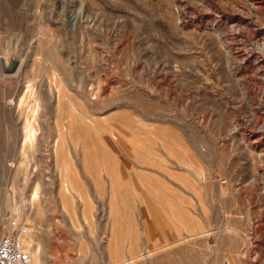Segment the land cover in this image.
<instances>
[{
  "label": "rangeland",
  "instance_id": "obj_1",
  "mask_svg": "<svg viewBox=\"0 0 264 264\" xmlns=\"http://www.w3.org/2000/svg\"><path fill=\"white\" fill-rule=\"evenodd\" d=\"M261 2L0 0V232L38 264H264Z\"/></svg>",
  "mask_w": 264,
  "mask_h": 264
},
{
  "label": "built area",
  "instance_id": "obj_2",
  "mask_svg": "<svg viewBox=\"0 0 264 264\" xmlns=\"http://www.w3.org/2000/svg\"><path fill=\"white\" fill-rule=\"evenodd\" d=\"M27 226H21L16 232H0V264H30V254L23 237Z\"/></svg>",
  "mask_w": 264,
  "mask_h": 264
},
{
  "label": "bare ground",
  "instance_id": "obj_3",
  "mask_svg": "<svg viewBox=\"0 0 264 264\" xmlns=\"http://www.w3.org/2000/svg\"><path fill=\"white\" fill-rule=\"evenodd\" d=\"M262 1V0H261ZM264 4V2H261V6ZM260 6V5H259ZM262 8V7H261ZM38 193V192H37ZM37 193H35L34 195L36 196L37 195ZM29 233V228L27 227V232L25 233V235H27ZM24 238V237H23ZM24 240V239H23ZM26 241L24 240V243H25ZM30 254V253H29ZM32 258H34V257H31V255H30V264H37V262H36V260L35 259H32Z\"/></svg>",
  "mask_w": 264,
  "mask_h": 264
},
{
  "label": "crops",
  "instance_id": "obj_4",
  "mask_svg": "<svg viewBox=\"0 0 264 264\" xmlns=\"http://www.w3.org/2000/svg\"><path fill=\"white\" fill-rule=\"evenodd\" d=\"M34 259L36 260V262H37V264H38V259H37V257H36V256H34Z\"/></svg>",
  "mask_w": 264,
  "mask_h": 264
}]
</instances>
